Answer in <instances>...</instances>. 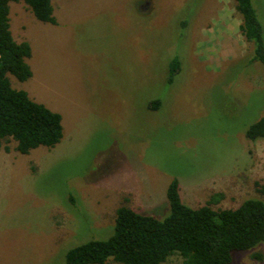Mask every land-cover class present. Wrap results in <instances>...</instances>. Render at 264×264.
I'll return each mask as SVG.
<instances>
[{
	"label": "rangeland",
	"instance_id": "rangeland-1",
	"mask_svg": "<svg viewBox=\"0 0 264 264\" xmlns=\"http://www.w3.org/2000/svg\"><path fill=\"white\" fill-rule=\"evenodd\" d=\"M51 2L55 24L8 2L32 72L10 84L59 112L63 135L27 154L0 147V264H65L73 246L113 233L120 204L166 216L173 177L192 207L214 192L213 208L264 200V137L245 136L264 114V66L248 62L234 0ZM252 2L264 26V0ZM230 264H264V242Z\"/></svg>",
	"mask_w": 264,
	"mask_h": 264
},
{
	"label": "trees",
	"instance_id": "trees-1",
	"mask_svg": "<svg viewBox=\"0 0 264 264\" xmlns=\"http://www.w3.org/2000/svg\"><path fill=\"white\" fill-rule=\"evenodd\" d=\"M9 1L0 0V147L22 154L38 146L53 147L62 138L61 114L29 97L23 89L11 86L7 74L20 81L32 72L26 61L31 55L29 42L16 41L9 29ZM43 22L56 23L52 0H22ZM241 15L239 29L252 44V56L264 66V26L252 0H234ZM179 61L169 62L167 83L173 79ZM158 100L148 107L157 109ZM245 136L251 140L264 137V114L250 123ZM179 183L173 177L166 187L169 212L162 218L136 211L128 205L115 208L113 233L106 239H90L70 248L65 264H160L174 253L183 264H230L232 252L255 248L264 242V200L243 199L235 208H213L222 193L214 192L196 207L184 204L179 195ZM72 200V198H71ZM262 259L261 253H251Z\"/></svg>",
	"mask_w": 264,
	"mask_h": 264
}]
</instances>
